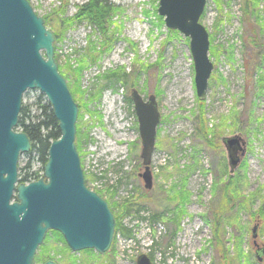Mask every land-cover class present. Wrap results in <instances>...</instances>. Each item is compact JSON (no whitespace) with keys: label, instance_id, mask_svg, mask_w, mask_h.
<instances>
[{"label":"rangeland","instance_id":"1","mask_svg":"<svg viewBox=\"0 0 264 264\" xmlns=\"http://www.w3.org/2000/svg\"><path fill=\"white\" fill-rule=\"evenodd\" d=\"M29 1L37 15L49 19V30L64 29L54 43L59 72L78 106L88 105L79 108L76 123L85 183L110 204L122 227L105 254L73 252L49 232L50 239L44 240L36 255L44 247L51 256L54 249L62 253L66 264L71 260L137 264L141 254L154 264H243L244 256L264 264V258H255L256 246L264 247V189L253 193L252 204L235 200L264 188V0H207L200 22L210 36L214 69L203 101L197 96L190 38L166 26L159 14L160 0H109L115 10L106 34L87 22L63 27L62 21L87 0H69L67 6L59 0ZM110 32L113 37L106 41ZM91 45L94 61L78 81L74 71ZM112 72L125 77L107 80ZM186 77L189 91L179 97L171 93ZM98 89L100 98L93 100L91 94ZM81 90L87 94L81 96ZM134 90L144 101L154 96L161 114L151 190L141 177L142 141L131 98ZM41 95L29 90L23 105L33 106L34 113ZM107 97L113 115H106ZM45 103L44 96L41 104ZM117 119L124 128L120 133H115ZM204 127L206 138L201 133ZM227 137L241 139L234 169L223 144ZM107 144L119 151L109 150ZM28 164L30 168L21 171ZM18 166L19 179L26 171L44 173L36 155H21ZM229 177L235 178L236 189L232 180V192H225ZM184 182L190 199L177 222V206H181L173 197ZM158 213H163L161 219L152 221ZM255 226L259 227L256 239Z\"/></svg>","mask_w":264,"mask_h":264},{"label":"water","instance_id":"2","mask_svg":"<svg viewBox=\"0 0 264 264\" xmlns=\"http://www.w3.org/2000/svg\"><path fill=\"white\" fill-rule=\"evenodd\" d=\"M207 0H160L159 14L171 30L190 38L197 96L205 100L213 71L210 38L200 19ZM55 35L29 0H0V264H34L48 232L60 233L73 252L105 254L114 240L116 218L109 204L85 183L76 147L79 106L55 59ZM42 52V53H41ZM40 91L58 121L61 138L51 143L43 176L19 183V159L31 152L32 142L17 132L23 97ZM142 141L145 188H153L150 165L161 121L154 96L144 101L131 96ZM241 139L224 138L229 166L238 165ZM233 172V170H231ZM258 226L253 228L257 238ZM256 244V242H255ZM262 260L264 247L256 252ZM45 264H57L48 261ZM137 264H154L141 254Z\"/></svg>","mask_w":264,"mask_h":264},{"label":"trees","instance_id":"3","mask_svg":"<svg viewBox=\"0 0 264 264\" xmlns=\"http://www.w3.org/2000/svg\"><path fill=\"white\" fill-rule=\"evenodd\" d=\"M60 3H66L67 6V2L69 0H59ZM77 10L76 13L70 17L67 18L65 20H63V27H67V26H72L73 24H81L83 22H87L90 25H92L97 31L106 34V29H109L112 26V13L115 10V8L109 3V0H87L86 2L82 3L81 5H77L76 6ZM62 12H60L61 14ZM63 13L65 14L66 11L63 10ZM161 19V18H160ZM46 21L48 22L49 19L46 18ZM47 27L48 24L46 23ZM110 26V27H109ZM64 29L59 28L58 31L62 32ZM66 30V29H65ZM59 32H54V35L56 37H59ZM64 32V31H63ZM112 38V37H111ZM110 36L105 37V40H109ZM216 52L215 48H212V52ZM216 55V54H215ZM94 52L91 53V51H88V53L80 58L79 60V66L75 69L74 73L76 75V78L79 79L81 78L82 74L84 73V71L87 69V66L90 62L94 61ZM60 70V67H59ZM63 76V75H62ZM118 77L120 78V76L122 78L125 77L124 74H116L115 72H112L111 75L109 76L110 78H107V80H113V77ZM138 76V75H137ZM138 78V77H137ZM262 81L264 80V75L261 76ZM127 80V79H126ZM260 83V81H259ZM79 85V84H77ZM79 94H81V96H85L87 93L83 90L78 91ZM101 95V91H99V95L97 96L96 99H98ZM39 100V106H36V111L33 113L32 112V108L33 106L29 105V104H24L22 105V109L20 112V116H19V121H18V125L16 127V129H19L20 132H23L25 134H27L32 142V150L29 154H26V156L32 157L33 155H36V157L38 158V160H40L43 164V168L45 166V164L47 163L48 160V151H49V147L51 145V143L55 140H58L61 138V133L58 127V121L55 119L54 115H53V110L51 108V106L48 103L45 104H41L44 96L41 95ZM93 99V100H96ZM203 105V104H200ZM87 108L86 106H88L87 104L84 105L81 102V106L79 105V108L82 109V107ZM201 109H203V107H201ZM205 126V125H202ZM80 133V132H79ZM202 136H204V138L207 137V129H205V127L201 130ZM30 168V164H28V166L23 167L21 169V171H24ZM42 168V171H43ZM234 173V172H233ZM42 176H39L36 172H28L26 171L25 174L21 175L19 182L20 183H28L31 181H36L39 180ZM235 178L233 177H229L227 180V183L225 184L224 187V191L225 192H229L228 190H230L232 192L230 188L232 185V180H234ZM234 185H235V189H236V180H234ZM185 187V182L183 185V189L176 194L173 198L176 199L177 204H180L181 207L177 206L178 209V213L176 216V220L178 222V219L180 218V216L184 213V206L189 202L190 196L189 193L186 192L184 190ZM234 189V190H235ZM236 192V190H235ZM100 195V194H99ZM101 196V195H100ZM229 193L227 196V200L230 201L231 200V196L229 197ZM255 194L251 195L250 197H247L243 200L242 203L244 204H252L253 202V198ZM102 197V196H101ZM242 197V195L237 196L235 198V200H240V198ZM264 201V198H263ZM110 206V204H109ZM111 208V206H110ZM112 210V208H111ZM163 213H158L153 215V219L152 221H158L161 219ZM117 223H116V232H115V237H116V233H118L120 230H122V227L120 226V224H118V219L116 218ZM175 222V223H177ZM259 229V227H258ZM53 234V239L57 242V241H62L63 243H66L63 236L57 232H50ZM50 233L47 234L46 240L48 241V239H50V237L48 236ZM69 249V247H68ZM41 254L36 255L35 259H34V264H45L47 261L49 260H54L55 262H57V264H66V259L64 260V255L60 252H57L55 249L53 250V255L51 256L50 253H44L45 249L44 247L41 248ZM87 254H91L92 250H87L86 251ZM256 254V253H255ZM58 255H61L62 258L61 260H59L57 257ZM242 258V256L240 257ZM256 261L257 256L255 255ZM250 257L249 256H244V262L243 264H254L251 260H249ZM76 260H71L70 264H75Z\"/></svg>","mask_w":264,"mask_h":264},{"label":"bare ground","instance_id":"4","mask_svg":"<svg viewBox=\"0 0 264 264\" xmlns=\"http://www.w3.org/2000/svg\"><path fill=\"white\" fill-rule=\"evenodd\" d=\"M119 23L120 22H118L117 23V25L118 26H121V25H119ZM110 37H113V34L110 32ZM131 45H132V48H133V43H131ZM130 45V46H131ZM93 47L94 46H90L89 47V50L91 51V53H93L94 52V50H93ZM219 51L220 52H222V48L220 47L219 48ZM219 51L217 50V52L219 53ZM225 51V50H224ZM95 53V52H94ZM140 64H142L141 62H139ZM154 63H157V60H156V62H154ZM213 69H214V67H213ZM187 80H188V77H186V78H184L183 80H181V84L180 85H177V88L176 87H173V92H171V93H175L174 95H176V96H182L183 95V93H187V91H189V89H187V87H188V83H187ZM178 81V80H177ZM179 82V81H178ZM32 91H34V90H32ZM38 91V90H37ZM85 91V90H84ZM134 91H136V90H134ZM184 91V92H183ZM92 96H91V98L92 99H96L97 98V96L99 95V89L98 90H96V92H95V94L93 95V94H91ZM173 95V94H172ZM100 98V97H99ZM108 100H110L109 99V97H107L106 99H104V102H105V107H106V115L108 114H111L110 113V106H109V104H108ZM133 101V100H132ZM111 115H113V112H112V114ZM117 121V122H116ZM114 122H116L115 123V133H120V131L121 130H123L124 128H123V126L120 124V120L119 119H117V120H114ZM119 136V135H118ZM120 138V137H119ZM105 147H107V148H109V150H111V151H113V152H117V151H119V150H117L116 148H112V145L111 144H107ZM31 150H32V148H31ZM29 154V153H28ZM152 163V162H151ZM150 169H151V165H150ZM42 172H44V168H43V171ZM87 186V185H86ZM87 188L89 189V190H91V191H93V192H95V193H97L98 195H99V193L97 192V191H94L93 189H90L88 186H87ZM262 189H264L263 187L261 188L260 187V189H257V190H254V191H251V193L253 194V193H255V192H257V191H260V190H262ZM100 196V195H99ZM247 197H249V196H246V195H244V196H242L241 198H240V201H242L243 202V200L245 199V198H247ZM250 198H251V195H250Z\"/></svg>","mask_w":264,"mask_h":264},{"label":"flooded vegetation","instance_id":"5","mask_svg":"<svg viewBox=\"0 0 264 264\" xmlns=\"http://www.w3.org/2000/svg\"><path fill=\"white\" fill-rule=\"evenodd\" d=\"M259 249V248H258ZM52 261H54V260H52ZM55 262V261H54ZM57 263V262H56Z\"/></svg>","mask_w":264,"mask_h":264}]
</instances>
